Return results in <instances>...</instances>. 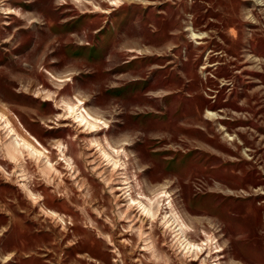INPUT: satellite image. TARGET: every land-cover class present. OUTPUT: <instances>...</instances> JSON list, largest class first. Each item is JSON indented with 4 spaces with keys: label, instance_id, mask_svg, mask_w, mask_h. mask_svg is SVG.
Returning a JSON list of instances; mask_svg holds the SVG:
<instances>
[{
    "label": "rangeland",
    "instance_id": "rangeland-1",
    "mask_svg": "<svg viewBox=\"0 0 264 264\" xmlns=\"http://www.w3.org/2000/svg\"><path fill=\"white\" fill-rule=\"evenodd\" d=\"M0 114V264H264V0H0Z\"/></svg>",
    "mask_w": 264,
    "mask_h": 264
},
{
    "label": "bare ground",
    "instance_id": "bare-ground-1",
    "mask_svg": "<svg viewBox=\"0 0 264 264\" xmlns=\"http://www.w3.org/2000/svg\"><path fill=\"white\" fill-rule=\"evenodd\" d=\"M8 13H12L11 10L8 11ZM79 104L76 105H70L66 103V109L72 114L74 115V118L76 119L77 122H79L80 124H84V126H88V128H99L103 125L106 124L105 121H103L102 119L96 117L93 114H90L86 109H81L80 105V101H78ZM2 114H0L1 116ZM15 152V151H14ZM162 193H158L157 196H161ZM196 245L192 244L190 242L187 243L186 249L187 250H192Z\"/></svg>",
    "mask_w": 264,
    "mask_h": 264
}]
</instances>
